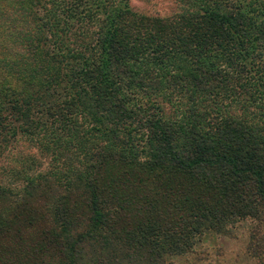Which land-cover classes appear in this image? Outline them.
<instances>
[{"label": "trees", "instance_id": "16d2710c", "mask_svg": "<svg viewBox=\"0 0 264 264\" xmlns=\"http://www.w3.org/2000/svg\"><path fill=\"white\" fill-rule=\"evenodd\" d=\"M175 1L0 0V264H264V0Z\"/></svg>", "mask_w": 264, "mask_h": 264}, {"label": "rangeland", "instance_id": "374dc122", "mask_svg": "<svg viewBox=\"0 0 264 264\" xmlns=\"http://www.w3.org/2000/svg\"><path fill=\"white\" fill-rule=\"evenodd\" d=\"M132 6L141 12L171 17L178 10L175 0H131ZM26 149V145H20ZM250 225L244 222L227 234L206 233L194 250L180 257L171 258L174 264H259L248 253Z\"/></svg>", "mask_w": 264, "mask_h": 264}]
</instances>
